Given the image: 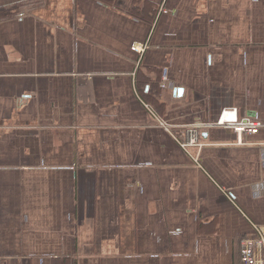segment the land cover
<instances>
[{
	"label": "crops",
	"instance_id": "obj_1",
	"mask_svg": "<svg viewBox=\"0 0 264 264\" xmlns=\"http://www.w3.org/2000/svg\"><path fill=\"white\" fill-rule=\"evenodd\" d=\"M225 109L264 123V0H0V264H242L264 127L177 140Z\"/></svg>",
	"mask_w": 264,
	"mask_h": 264
},
{
	"label": "built area",
	"instance_id": "obj_2",
	"mask_svg": "<svg viewBox=\"0 0 264 264\" xmlns=\"http://www.w3.org/2000/svg\"><path fill=\"white\" fill-rule=\"evenodd\" d=\"M167 13L165 8L161 9V13ZM23 15H20V17ZM168 78L164 77L161 86L165 88L167 86ZM169 130L170 125L164 123ZM206 128L214 127H226L233 129L242 141L244 134L254 135L259 133L260 128L264 127V123L258 120H252L250 118H240L237 109H225L221 111L215 122L208 125H199L196 127L188 128L183 136V139H177L180 146L190 152L191 147H202L203 144L200 141L201 127ZM196 162H199V157H195ZM255 234L252 237L246 238L242 241L241 248V261L242 264H264V224H254Z\"/></svg>",
	"mask_w": 264,
	"mask_h": 264
},
{
	"label": "trees",
	"instance_id": "obj_3",
	"mask_svg": "<svg viewBox=\"0 0 264 264\" xmlns=\"http://www.w3.org/2000/svg\"><path fill=\"white\" fill-rule=\"evenodd\" d=\"M34 4L32 3V6H33ZM29 6H31V4L30 3H24V4H22V5H20V6H18L19 8H25V7H29ZM5 14H4V16H9L10 15V12H7V11H3Z\"/></svg>",
	"mask_w": 264,
	"mask_h": 264
}]
</instances>
